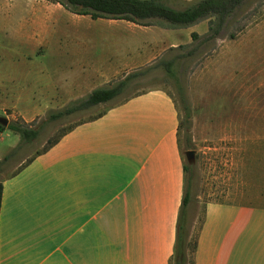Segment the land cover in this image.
I'll list each match as a JSON object with an SVG mask.
<instances>
[{"label": "rangeland", "instance_id": "374dc122", "mask_svg": "<svg viewBox=\"0 0 264 264\" xmlns=\"http://www.w3.org/2000/svg\"><path fill=\"white\" fill-rule=\"evenodd\" d=\"M61 1L0 0V52L19 54V94L29 100L40 96L50 103L38 106L21 100L14 112L5 109L1 119L35 128L96 88L112 87L129 74L144 75L110 102L49 122L29 145L19 142L20 148L0 170V179L69 129L97 119L131 97L163 90L179 117L183 194L187 192L189 199L188 264H192V247L208 203L253 205L257 190L264 196V0L239 10L215 40L208 38V20L177 29L156 21L145 27L93 21L69 12ZM192 1L166 0L175 9ZM192 33L199 38L192 40ZM144 47L151 55L147 62L134 65V56ZM167 61H173L174 77L163 65Z\"/></svg>", "mask_w": 264, "mask_h": 264}, {"label": "crops", "instance_id": "0c3cea01", "mask_svg": "<svg viewBox=\"0 0 264 264\" xmlns=\"http://www.w3.org/2000/svg\"><path fill=\"white\" fill-rule=\"evenodd\" d=\"M140 50L134 65L151 55ZM18 65V53L0 52V115L21 100L50 105L20 96ZM178 125L172 98L151 90L1 178L0 264H170L184 187ZM1 126L0 161L20 142ZM253 201L206 205L193 264H264L263 192Z\"/></svg>", "mask_w": 264, "mask_h": 264}, {"label": "trees", "instance_id": "16d2710c", "mask_svg": "<svg viewBox=\"0 0 264 264\" xmlns=\"http://www.w3.org/2000/svg\"><path fill=\"white\" fill-rule=\"evenodd\" d=\"M253 1L255 0H194L189 2L184 9H175L171 7L166 0H62L60 4L69 12L78 16H88L92 20L105 19L126 21L139 26H151L153 25L152 22L156 21L160 23V25L163 24L166 29L186 28L201 21L208 20V31L210 32L208 38L215 40L219 37L228 21L232 19L239 10ZM191 38L195 41L199 36L196 33H192ZM163 65L166 71L174 77L172 68L173 61H167L163 63ZM140 75H144V72L129 74L112 87L93 90L76 104L63 111L50 114L47 121L41 122V124L35 128L19 124H8L7 129L19 136L22 145H29L38 138L41 131L49 122H54L77 112L87 111L95 106L110 102L121 95L126 87H128L129 83ZM1 128L2 126L0 125V129ZM69 131H71V129L52 142L49 147L41 153L55 145L59 139ZM19 148L20 147L17 146L11 154L5 156L0 161V170ZM1 192L2 186L0 184V204ZM188 203V193L185 192L182 196L177 217L175 242L170 264H188V252L190 251L188 241L189 228L186 219V207ZM195 249L196 240L192 247L193 255Z\"/></svg>", "mask_w": 264, "mask_h": 264}, {"label": "water", "instance_id": "95a60500", "mask_svg": "<svg viewBox=\"0 0 264 264\" xmlns=\"http://www.w3.org/2000/svg\"><path fill=\"white\" fill-rule=\"evenodd\" d=\"M0 122L2 124H4V125L7 124V122L5 120H3V119H0ZM192 156H193V152L192 151L187 152L186 157H187L188 160H190L192 158Z\"/></svg>", "mask_w": 264, "mask_h": 264}]
</instances>
